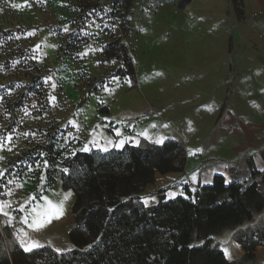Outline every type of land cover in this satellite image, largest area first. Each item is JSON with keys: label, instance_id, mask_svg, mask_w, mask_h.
<instances>
[{"label": "crops", "instance_id": "1", "mask_svg": "<svg viewBox=\"0 0 264 264\" xmlns=\"http://www.w3.org/2000/svg\"><path fill=\"white\" fill-rule=\"evenodd\" d=\"M179 1L132 0L133 5L148 6L142 7L147 16L136 19L133 12L129 17L132 21L144 20L141 32L148 25V32L140 33L144 38L142 45L151 47V41L157 34L158 97L148 95L144 87L141 90L131 88L109 103L115 104L114 109L110 110L108 105L103 108H106L107 116L111 119L114 117L113 111L118 112L117 117L125 113L129 115L126 123L133 128H127L128 134L120 137L128 140L126 144L136 146L133 142L135 138L139 143L137 147L146 148L159 145L155 143L157 140L164 142L172 139L185 149L182 171L156 174L155 182L146 187L145 193L163 187L165 200L173 199L184 195V185L195 190L210 185L215 176H222L224 181L227 177L230 183L241 185L256 181L258 191L264 193V0H190L182 6ZM131 11H135V8L131 7ZM155 16L158 25L157 31L153 32L152 19ZM144 35L148 36L147 40ZM151 58L143 60V55L142 61L149 65L155 60ZM153 77L150 76L148 84L154 81L151 80ZM53 96L49 98L51 106L57 98ZM148 106L154 109L150 110ZM52 110L60 127L59 105L53 106ZM83 111L86 112V109ZM92 111L89 117L81 114L85 131H77L74 136L78 139L81 136L85 143L89 136L87 129L99 116L96 109ZM112 131L115 135L116 130ZM6 141L1 148L0 158L15 163L21 155V152L17 153L19 147L8 145ZM89 142L93 145L92 141ZM89 142L86 143L89 148L98 150L95 146L90 147ZM72 146H61L65 147L63 153L81 150L78 145L76 148ZM109 149L115 148L109 145ZM252 170L258 175L253 177ZM20 177L32 179L26 172ZM50 178L53 182L50 187L45 188L34 201L24 206L21 204L24 211L19 210L20 204L7 209L14 217L11 224L7 217L0 215V230L8 228L20 248L18 237L27 232L30 238L55 251L60 249V253L72 249L69 231L74 224L72 206L75 194L71 189L63 188L60 172L51 173ZM68 192L72 195L65 205L62 218L52 219L40 231H32L22 222L28 216L31 223L33 211H46L45 198L58 202ZM31 194L30 190H24L22 196ZM152 197L155 200L150 201L147 207L159 201L156 195ZM144 199L141 198L142 203ZM0 201H4L2 197ZM252 223L264 225V210ZM215 240L227 261L237 260L244 255L242 246L230 232ZM225 248L230 258L225 255ZM254 263H264V245L255 247Z\"/></svg>", "mask_w": 264, "mask_h": 264}, {"label": "rangeland", "instance_id": "2", "mask_svg": "<svg viewBox=\"0 0 264 264\" xmlns=\"http://www.w3.org/2000/svg\"><path fill=\"white\" fill-rule=\"evenodd\" d=\"M131 7L135 11H131ZM142 7L148 6L133 5L132 0H0V139L10 136L11 140L5 141L19 147L17 153L21 152L16 163L0 158V172H3L0 197L10 201L12 207L34 201L50 187L53 182L48 174L61 170V160L54 156L55 152L65 148L61 146L78 145L82 149L102 135L114 139L116 136L112 130L117 129L123 132V137L128 134L127 128H133L126 123L129 115L125 113L117 117L118 112L113 111L111 119L108 112H100L103 106L114 109L115 104L109 103L131 88L141 90L144 87L148 95L158 97L157 34L151 47L142 45L144 38L140 33L148 32V25L141 32L144 20L129 18L133 12L136 19L147 16ZM148 9L145 11H151ZM156 19L157 16L152 19L153 32L157 31ZM144 36L147 40L148 36ZM143 55V60L151 56V60L155 59L150 62L151 67L144 68L150 64L142 61ZM150 76H154L151 80L155 82L150 80L153 85L148 84ZM38 85L45 88L48 98L54 94V99L57 96L62 100L59 115L60 127L64 129L58 123L53 139L55 151L47 150L46 153L37 151L38 145H34L33 136L31 138L36 111L25 106L26 99ZM95 109L99 116L87 129L86 144L81 136L80 139L74 136L77 131H85L81 114L89 117L91 110ZM1 148L3 146L0 151ZM25 172L32 179H21ZM24 190H30L32 194L23 197ZM164 191L163 187H156L154 192H144L142 197L156 195L160 199ZM255 229L243 227L231 235L248 237ZM224 234L226 232L216 237L223 238Z\"/></svg>", "mask_w": 264, "mask_h": 264}, {"label": "trees", "instance_id": "3", "mask_svg": "<svg viewBox=\"0 0 264 264\" xmlns=\"http://www.w3.org/2000/svg\"><path fill=\"white\" fill-rule=\"evenodd\" d=\"M189 1L180 0L179 5ZM124 57L127 60L126 52ZM128 66L132 73L130 61ZM56 132L57 128L48 133L46 145L37 151H55ZM61 151L54 154L61 160V184L75 194L72 249L58 253L43 246L26 253L4 227L0 264H255L254 249L264 245V225L252 223L264 210V193L256 181L226 184L222 176H215L210 185L194 190L186 184L184 195L168 200L161 196L145 207L141 198L156 174L182 171L186 153L179 142L167 139L146 148L127 144L107 153ZM252 175L258 173L252 170ZM243 227L256 229L248 237L231 235L244 255L229 262L215 238Z\"/></svg>", "mask_w": 264, "mask_h": 264}, {"label": "snow or ice", "instance_id": "4", "mask_svg": "<svg viewBox=\"0 0 264 264\" xmlns=\"http://www.w3.org/2000/svg\"><path fill=\"white\" fill-rule=\"evenodd\" d=\"M157 75H159V73H157ZM49 79H51V77H49ZM53 87H55V85H53ZM115 135H116V137L119 138V137H122L124 134L121 130L117 129L115 132ZM144 135H145V138H147V135L146 134H144ZM5 140L10 141L11 137L8 136V137H5L4 139H0V147L3 146V143ZM133 142L136 144V146H139V143H138V141H135V138H133ZM126 143H128L127 139L121 138V139H115L114 140V139H108V138L104 137L103 135L101 136V138L99 140L94 139L92 141L93 146H95L99 151L104 152V153L109 152V150H110L109 145L115 149H123V147L125 146ZM155 143L162 144L163 140L162 139L157 140V141H155ZM81 150L84 152H89L91 149L89 147L85 146ZM63 171L65 173H67L69 170L64 169ZM0 176H3V172H0ZM205 182H207V181H205ZM230 182L231 181L226 177L225 183H230ZM9 183H11V182L9 181ZM8 194L9 195L11 194L10 190H9ZM71 195H72L71 192L64 194L63 198L58 202H53L52 200L45 198L46 211H44L43 213H35L33 211V213L31 214L32 215L31 223H29V217L28 216L24 217L22 222L27 224L28 227L32 231H40L43 227L46 226L47 223H50L52 219L62 218V216L65 214V205H66L67 201L71 198ZM150 200L154 201L155 198L150 197V198H146L143 200V204L145 207H147L149 205ZM10 208H11L10 201H0V215L7 217L9 224H11L12 220L14 219V217L7 210ZM19 210L24 211L25 209L23 208V206H21V208ZM109 211H113V210L109 209ZM37 217H39V218H37ZM18 239H19L21 248L26 253L35 251V250H37L43 246L39 243L38 240L30 238L28 236L27 232H24L22 234V236L18 237ZM56 251L58 253H60L61 250L57 249ZM223 251L225 252V255L229 256V258H230V253H229L228 249L225 248V249H223Z\"/></svg>", "mask_w": 264, "mask_h": 264}, {"label": "built area", "instance_id": "5", "mask_svg": "<svg viewBox=\"0 0 264 264\" xmlns=\"http://www.w3.org/2000/svg\"><path fill=\"white\" fill-rule=\"evenodd\" d=\"M72 87L74 88V85H72ZM36 91L37 92L31 93L28 98L29 100L26 101L25 106H29L32 111H36L33 118L34 124L32 128L33 131L31 132V138L33 136L32 140L35 141L34 145L35 143L36 145H38L36 147V150H39L46 145L47 134L58 127L52 107L60 105L62 103V100L60 97H57L53 102V106H51V101L48 98V93L45 88H43L42 86H37ZM31 101H33L32 105L30 104ZM22 111H24V109ZM40 135H42V137ZM37 136L39 138H37ZM37 141H39L38 144Z\"/></svg>", "mask_w": 264, "mask_h": 264}]
</instances>
